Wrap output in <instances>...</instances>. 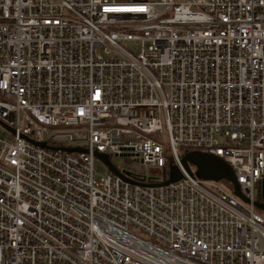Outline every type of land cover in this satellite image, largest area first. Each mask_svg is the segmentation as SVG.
Masks as SVG:
<instances>
[{
	"label": "built area",
	"instance_id": "obj_1",
	"mask_svg": "<svg viewBox=\"0 0 264 264\" xmlns=\"http://www.w3.org/2000/svg\"><path fill=\"white\" fill-rule=\"evenodd\" d=\"M0 125V264H264V0H0ZM181 149L248 202L96 175Z\"/></svg>",
	"mask_w": 264,
	"mask_h": 264
},
{
	"label": "water",
	"instance_id": "obj_2",
	"mask_svg": "<svg viewBox=\"0 0 264 264\" xmlns=\"http://www.w3.org/2000/svg\"><path fill=\"white\" fill-rule=\"evenodd\" d=\"M40 146H46L45 143H38ZM66 152H87L82 148L72 147H55ZM96 157L105 163L109 168L110 172L114 175L122 178L125 181L135 183L134 181L125 177L111 162L108 155L102 153H96ZM186 176L197 177L203 181L221 182L228 181L233 184V193L235 196L248 202V199L243 195L240 186L237 183V178L232 167L224 162L221 158L202 151H190L186 152L181 158L179 157L178 162L169 165L168 177L164 178L162 182L155 184H146L154 187L168 186L172 183H176ZM142 184V183H141ZM145 185V184H142ZM260 198L254 202V206L258 210L264 211V180L261 182Z\"/></svg>",
	"mask_w": 264,
	"mask_h": 264
},
{
	"label": "rangeland",
	"instance_id": "obj_3",
	"mask_svg": "<svg viewBox=\"0 0 264 264\" xmlns=\"http://www.w3.org/2000/svg\"><path fill=\"white\" fill-rule=\"evenodd\" d=\"M10 136L8 130L0 125V137ZM167 143V141H166ZM71 145L84 146V142H76ZM111 162L119 169L121 173L128 177H137L146 180L147 182L160 183L164 179V172L161 169L150 168L147 170L146 166L137 160H130L126 157H112ZM95 168L97 178L106 176L108 174V167L99 158L95 159ZM220 186L224 187L230 192H233V184L228 181H221ZM260 195L259 190L256 192V196ZM264 216V211H259Z\"/></svg>",
	"mask_w": 264,
	"mask_h": 264
},
{
	"label": "trees",
	"instance_id": "obj_4",
	"mask_svg": "<svg viewBox=\"0 0 264 264\" xmlns=\"http://www.w3.org/2000/svg\"><path fill=\"white\" fill-rule=\"evenodd\" d=\"M186 152L187 151L184 150V149L179 150V157L181 158ZM168 172H169V168L167 167L165 169V171H164V176L165 177H168ZM258 190H259V192H261V188L260 187H258ZM258 198H260V195L258 196Z\"/></svg>",
	"mask_w": 264,
	"mask_h": 264
},
{
	"label": "flooded vegetation",
	"instance_id": "obj_5",
	"mask_svg": "<svg viewBox=\"0 0 264 264\" xmlns=\"http://www.w3.org/2000/svg\"><path fill=\"white\" fill-rule=\"evenodd\" d=\"M262 203H264V200H261Z\"/></svg>",
	"mask_w": 264,
	"mask_h": 264
}]
</instances>
